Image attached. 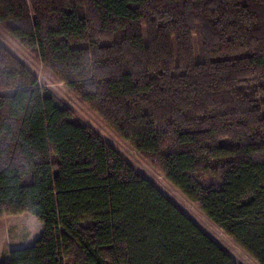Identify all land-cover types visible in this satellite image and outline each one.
Instances as JSON below:
<instances>
[{
  "label": "trees",
  "instance_id": "trees-1",
  "mask_svg": "<svg viewBox=\"0 0 264 264\" xmlns=\"http://www.w3.org/2000/svg\"><path fill=\"white\" fill-rule=\"evenodd\" d=\"M0 24L264 264V0H0ZM0 42V264H236Z\"/></svg>",
  "mask_w": 264,
  "mask_h": 264
},
{
  "label": "rangeland",
  "instance_id": "rangeland-1",
  "mask_svg": "<svg viewBox=\"0 0 264 264\" xmlns=\"http://www.w3.org/2000/svg\"><path fill=\"white\" fill-rule=\"evenodd\" d=\"M0 42L16 55L37 77L39 86H45L71 110L73 118L88 125L95 133L117 150L139 173L144 175L204 233L211 237L236 264H258L257 261L214 224L192 201L175 188L147 158L139 153L91 107L70 91L64 82L44 66L38 55L20 45L0 24ZM43 225L33 215L22 212L0 217V262L8 260L12 248L28 246L39 237Z\"/></svg>",
  "mask_w": 264,
  "mask_h": 264
}]
</instances>
